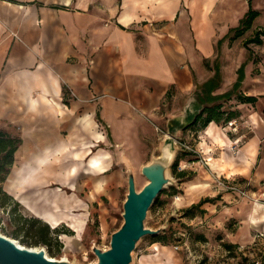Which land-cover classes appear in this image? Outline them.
I'll list each match as a JSON object with an SVG mask.
<instances>
[{
    "label": "crops",
    "instance_id": "0c3cea01",
    "mask_svg": "<svg viewBox=\"0 0 264 264\" xmlns=\"http://www.w3.org/2000/svg\"><path fill=\"white\" fill-rule=\"evenodd\" d=\"M247 10L248 0H0V131L20 139L2 190L24 213L79 234L75 177L114 164L113 177L123 178L126 165L148 164L170 137L178 174L163 202L177 196L186 210L204 201L201 213L178 220L222 246L248 248L264 234V204L210 177L264 189V38L250 50L241 36L219 42L225 22ZM214 104L234 114L238 133L213 121L189 127ZM106 142L110 160L91 150ZM137 252L136 264H184L172 245L148 241Z\"/></svg>",
    "mask_w": 264,
    "mask_h": 264
},
{
    "label": "rangeland",
    "instance_id": "374dc122",
    "mask_svg": "<svg viewBox=\"0 0 264 264\" xmlns=\"http://www.w3.org/2000/svg\"><path fill=\"white\" fill-rule=\"evenodd\" d=\"M251 7L259 10V16L252 22L254 26H251L249 31L243 33L240 39L252 36L257 28L264 29V0H252ZM242 19L243 17L239 20H230L228 22L229 26H225V22L224 28L220 30V35L222 36L219 42L227 43L233 41L235 39L233 38L235 30ZM256 51L252 50L251 56L255 57L257 59L256 62H258L262 58L260 57L261 53ZM262 55H264V52H262ZM243 66L244 64L242 63L240 67ZM258 70V67H254L252 73L255 74ZM161 140H157L156 144L161 142ZM91 146L93 152L100 151L101 155H106L110 160L112 156L109 153V150L112 149L110 144L107 142L101 145L92 143ZM159 155L160 148L156 149L155 154L150 155V157ZM174 161L175 158L171 165ZM116 169H118V166L113 164L104 174L92 171L90 176L77 175L75 177V189L73 192L76 198V208H74V213L76 217L81 218V221L79 219L81 232L77 234L69 224H61L72 232V235H66L68 236V241L61 234L59 236L52 234L53 228L44 220L24 213L20 206H14V201L6 200L2 204L4 201L2 194H0V233L23 247L44 249L46 256L53 260H60L65 257L69 264H95L96 257L92 253L91 248L95 246L100 249H107L110 235L120 227L123 221L122 204L127 191L126 174H124L123 178L115 180L113 173ZM140 169L141 165L132 169L137 191L147 182ZM167 176L169 184L165 186L158 195L156 202L149 208L144 226L151 230L163 229L162 232L165 233L170 245L179 247L177 251L182 255L184 264H199L200 261H202V264H252L255 260L264 264V246L250 247L251 249L248 250L246 248L241 250L232 248L231 252H228L222 244L216 243L211 237L206 238L200 230L197 231L196 227L187 226L185 219L182 222L178 220L180 218L179 214L185 210L179 209L178 200L175 199L177 196H174L169 204L168 202L164 203L162 200L164 195L172 193V185L175 182V175L171 172V166L168 168ZM60 190H62L61 187ZM259 191L264 192V189ZM62 192L66 191L62 190ZM71 193L68 192L67 194ZM198 212L199 210L193 211V213ZM18 217H22L21 219H25V221H19ZM34 218L38 222H33ZM44 225H47L51 232L50 244H35L38 236L32 234L42 229ZM200 236L203 237V240L199 238ZM150 239V235L141 238L132 252L130 264H136L137 251L143 243H147Z\"/></svg>",
    "mask_w": 264,
    "mask_h": 264
},
{
    "label": "water",
    "instance_id": "95a60500",
    "mask_svg": "<svg viewBox=\"0 0 264 264\" xmlns=\"http://www.w3.org/2000/svg\"><path fill=\"white\" fill-rule=\"evenodd\" d=\"M174 141L168 137L160 148V155L151 157L140 172L147 180L136 190L134 173L126 165L127 191L122 204V224L110 235L109 247L100 249L93 246L95 264H130L132 252L137 243L145 236H153L163 229H147L144 226L147 212L158 198L160 192L169 184L168 168L173 159ZM0 264H69L67 260H53L46 256L44 249L33 250L23 247L0 233Z\"/></svg>",
    "mask_w": 264,
    "mask_h": 264
},
{
    "label": "trees",
    "instance_id": "16d2710c",
    "mask_svg": "<svg viewBox=\"0 0 264 264\" xmlns=\"http://www.w3.org/2000/svg\"><path fill=\"white\" fill-rule=\"evenodd\" d=\"M258 16V12L253 10L251 7V0H248V10L245 13L243 19L240 22V25L238 28L235 30V34L233 38H238L240 37L243 33L247 32L251 26L253 20ZM262 38H264V29H257L252 36L246 38L243 41V47H245L247 50L248 45L254 44V45H261L262 44ZM239 80V79H238ZM240 81V80H239ZM207 88H209V84L206 85ZM230 95L229 94H224L220 96L219 98L222 99H229ZM218 98V97H217ZM238 100L242 102H247V103H252L255 101L254 97L250 96H238ZM234 117V114L232 112L226 113L225 111L221 110V104H214L212 106L204 107L201 109V111L196 115L194 121L189 125V127L193 128V130L199 131L200 129L204 128L207 126L208 123L210 122H215L218 124H223L225 125L229 121H232ZM20 144V139L16 137H10L7 135L5 132L0 131V194L3 195L4 201L2 204L6 202V200H12L14 201L10 196H8L3 190L1 184L4 182V180L7 177V174L9 173L10 166L13 163V154L15 150L17 149L18 145ZM177 162L176 159L174 163L171 165V172L174 175H177ZM157 200V199H156ZM155 200V202H156ZM15 205L14 206H20L18 202L14 201ZM204 202V201H202ZM200 202L197 205H192L190 208L186 209L183 212L184 217L188 218H193L196 216L197 213H193L194 210H199V206L202 203ZM202 211L199 210L198 213H201ZM19 221H21L22 217H18ZM37 219H33V222H38ZM22 221H25L23 219ZM23 224V223H22ZM52 234H55V236H59L60 234L64 235H72V232L66 229L64 226H61L59 228L52 229ZM50 231L47 225H44V227L40 230L35 231L32 235L38 236V240L35 242L41 243L43 245H48L50 244ZM200 239L203 240V237H199ZM150 242H159L162 245H170V242H168L167 237L165 236L164 232H161L159 234L151 236V239L149 240ZM60 247V245H58ZM224 249L228 252H231V249L233 248L232 245H223ZM204 261V260H203ZM199 264H202V261L199 262ZM254 264V263H252ZM258 264H261L260 262Z\"/></svg>",
    "mask_w": 264,
    "mask_h": 264
},
{
    "label": "built area",
    "instance_id": "2783aa9c",
    "mask_svg": "<svg viewBox=\"0 0 264 264\" xmlns=\"http://www.w3.org/2000/svg\"><path fill=\"white\" fill-rule=\"evenodd\" d=\"M239 127L240 125L238 124V121L236 120L229 121L228 123L224 125V128H229L230 132L232 133H238ZM234 143L235 144L239 143V140L235 139ZM175 145L179 149H182L183 151H187L191 154H197V155L202 154L201 151L197 149L196 147L191 146L189 144H185L181 141H177ZM202 161L204 165L208 166L207 164V162L209 161L208 158L202 159ZM210 177L212 178L213 183L217 189L232 193L239 198L247 199L248 201L253 202V203L264 204V192L252 191L248 189L247 187H244L242 183L235 178L224 177L221 175H217L216 173H211ZM261 241H264V234L257 235L254 242L246 249L248 250V249H251L250 247L258 246V243ZM174 249L179 250V247L174 246ZM238 250H241V249H238ZM258 263H259L258 260L254 261V264H258Z\"/></svg>",
    "mask_w": 264,
    "mask_h": 264
},
{
    "label": "bare ground",
    "instance_id": "6f19581e",
    "mask_svg": "<svg viewBox=\"0 0 264 264\" xmlns=\"http://www.w3.org/2000/svg\"><path fill=\"white\" fill-rule=\"evenodd\" d=\"M164 135H165V134H164ZM176 199H178V197H177ZM31 249H33V250H37V248H31ZM62 260H67V259L64 257V258H62Z\"/></svg>",
    "mask_w": 264,
    "mask_h": 264
}]
</instances>
